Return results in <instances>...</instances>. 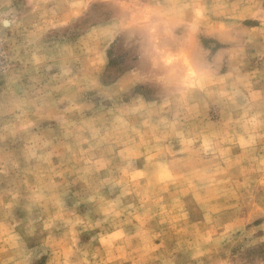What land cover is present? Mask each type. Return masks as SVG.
Masks as SVG:
<instances>
[{
    "label": "rangeland",
    "instance_id": "obj_1",
    "mask_svg": "<svg viewBox=\"0 0 264 264\" xmlns=\"http://www.w3.org/2000/svg\"><path fill=\"white\" fill-rule=\"evenodd\" d=\"M0 264H264V0H0Z\"/></svg>",
    "mask_w": 264,
    "mask_h": 264
}]
</instances>
